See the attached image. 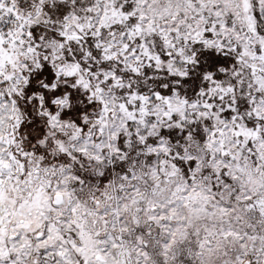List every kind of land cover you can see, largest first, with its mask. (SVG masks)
<instances>
[{
    "label": "snow or ice",
    "instance_id": "snow-or-ice-1",
    "mask_svg": "<svg viewBox=\"0 0 264 264\" xmlns=\"http://www.w3.org/2000/svg\"><path fill=\"white\" fill-rule=\"evenodd\" d=\"M0 264H264V0H0Z\"/></svg>",
    "mask_w": 264,
    "mask_h": 264
}]
</instances>
